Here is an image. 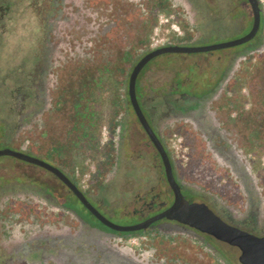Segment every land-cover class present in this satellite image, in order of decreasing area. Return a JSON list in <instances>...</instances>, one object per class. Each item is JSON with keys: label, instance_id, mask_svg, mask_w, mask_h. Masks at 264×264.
<instances>
[{"label": "flooded vegetation", "instance_id": "1", "mask_svg": "<svg viewBox=\"0 0 264 264\" xmlns=\"http://www.w3.org/2000/svg\"><path fill=\"white\" fill-rule=\"evenodd\" d=\"M4 2L0 0L1 21L7 10ZM34 3L40 35L38 50L25 82L14 86L19 91L9 112L15 114L16 125L7 136L6 123L0 120V149L21 152L53 169L0 155V264H224L223 251L230 246L236 250L238 264H243L238 260L239 249L210 233L209 226L213 225L201 216L206 217L209 210L229 226L263 236V201L256 193L252 195L255 201L249 197L247 175L239 174L237 179L242 208L233 209L227 205L221 184L215 182L209 188L194 185L181 167L176 168L170 150L164 149L172 177L185 201L180 200L171 209L173 191L167 185L156 152L159 177L154 184L147 182L142 188L134 187L123 162H119L122 168L118 165L119 148L134 137L127 132L124 112L116 106V87L102 83L101 64L118 58L113 47L120 38H129L126 48L137 53L136 57L130 51L126 53L130 70L152 50L151 39L157 40L156 48L187 45L174 40L184 37L179 23L185 18L182 11L188 3L185 0H34ZM250 26L230 39L244 35ZM104 44L112 47L107 53ZM212 52L198 54L205 59ZM263 53L264 37L249 61H256V55ZM239 60L248 62L244 57L236 62ZM239 64L233 65L204 99L191 98L169 78L155 82L149 77L154 72L150 68L143 70L136 81L137 74L136 101L161 145L166 134L176 129L194 144L200 143L204 157H212L221 171L233 173L238 169L235 163L240 158L230 152L232 146L225 126L226 105L217 101L221 94L227 98L230 92H239L228 83ZM102 107L110 111L106 126L100 114ZM127 107L142 137H146L144 141L150 143L129 101ZM103 126L105 131L101 132ZM168 134L169 141L178 135ZM110 144L115 152L102 150V145ZM189 204H203L205 208L188 207ZM128 217H134V221L126 224L118 221ZM136 225L138 229H121Z\"/></svg>", "mask_w": 264, "mask_h": 264}, {"label": "rangeland", "instance_id": "2", "mask_svg": "<svg viewBox=\"0 0 264 264\" xmlns=\"http://www.w3.org/2000/svg\"><path fill=\"white\" fill-rule=\"evenodd\" d=\"M191 2L193 6L195 4L199 7L198 11L203 19L201 22L206 26L204 28L205 31L203 35L195 38L193 30L181 21L179 23L181 26L180 31L184 32V37L180 38L182 40H174V42L179 44L199 46L226 41L239 34L242 30H247L251 24V12L245 0H191ZM4 5L7 10L3 21H1L4 31L2 32V29L0 31V120L6 123L5 136H7L11 128L16 125L15 114L9 112V107L15 104L19 91L18 87L14 86L25 82V77L34 63L40 35L37 30L38 23L34 0H5ZM205 17L206 19H204ZM263 30L264 13L260 12L257 32L248 42L223 50H215L211 54H207L205 59H202V54L199 55L198 53H164L157 55L150 59L139 71L136 81L143 70L150 68L154 72L149 77L155 79V82L161 78H169L172 83H178L179 89L186 91L191 98L204 99L209 94V91L216 87V82L225 78V73L232 70L233 65L241 64L234 70V76H229L228 78V83L231 84L230 88L235 91L239 90V92H230L227 98L224 94H221L217 104L226 105L225 115L227 121H225V126L230 135L228 137L232 139L242 156H244L243 154H250V157L245 162L252 168L253 176L250 175L251 184L259 188L263 195H261L263 201L261 208L264 216V161L262 160L264 158V150L259 151L260 147H258L254 151L249 147L250 145L260 146L255 140L251 141V143L247 142L248 138L254 139L255 136L258 140L259 138L262 139L264 132L262 135L260 133L258 135L246 133L248 127L259 130L264 127V53L256 55V61H249L255 54L259 42L263 40ZM129 40V38L117 40L115 54L118 57V60H116L117 64L122 66L121 71L117 75H107L102 72V83L105 86L112 83L111 87L113 89L116 87V106L124 112V124L129 129L127 132L134 137L131 142L124 144V148H119L121 156L119 157L118 165L120 161L121 163L123 162V167L127 168L134 187L142 188L147 182L149 185L154 184L159 177V172L156 165L157 160L154 158L155 151L152 145L148 143V140L144 141L146 137H142L134 115L127 107L126 81L130 65L129 59L126 58V53L130 51L135 54V57L137 56V53L133 52L132 48H126L129 45ZM103 48H105L104 53L112 49L108 44H104ZM242 57L248 59V62L243 63L240 60L236 62ZM196 60L198 63H193ZM118 68L117 72L119 71ZM114 81H116V86ZM155 82L153 85L156 84ZM25 103L27 104V102ZM100 114L105 124V121L109 119V109L102 107ZM242 115H246V118H243ZM115 124L119 125V120ZM100 131H105L104 126L100 128ZM173 132L179 136L173 135L171 141H169L167 139L168 133L171 134ZM168 133L164 137L162 146L164 149L170 150L176 168L180 169L181 167V172L196 186L209 188L215 182H218L222 185V190L225 192L223 195L228 198H226L227 201L224 199L227 205L233 209L242 208L243 197L238 188L239 184L237 182L234 184L233 182L237 181L238 177L227 170L225 172L221 171L220 166L216 164L212 157H204L200 143L196 142L194 144L190 139L186 138L187 135L183 133L184 138L176 129ZM124 135H126L125 132ZM100 136L103 137L104 135ZM174 138L182 139L181 146L184 150V157H176L174 155L171 148ZM111 147H113L111 144L108 147L101 146L102 150L106 148L108 152H115L114 147ZM4 158L12 161L9 157ZM242 158L244 159V157ZM112 160L114 162V155ZM119 168H122V165H119ZM201 218L206 219L204 216H201ZM118 221L122 224L130 223L134 221V217ZM209 227L212 228L213 226ZM261 232H264V223L261 226ZM223 252H225L224 264H238L234 247H227Z\"/></svg>", "mask_w": 264, "mask_h": 264}, {"label": "water", "instance_id": "3", "mask_svg": "<svg viewBox=\"0 0 264 264\" xmlns=\"http://www.w3.org/2000/svg\"><path fill=\"white\" fill-rule=\"evenodd\" d=\"M246 3L249 6L250 12H251V26L247 33L240 37H236L233 39H229L222 42H215L211 44L206 45H199V46H188V45H167V46H161L155 49L150 50L149 52L145 53L143 56H141L135 64L132 66L128 78H127V96L128 101L132 107V110L135 114V117L140 124L141 128L145 132L146 136L148 137L151 145L153 146L155 152L159 155L163 170L165 179L167 182V185L169 188L173 191L174 195V201L171 206V209H174L180 200L185 203L182 196L179 193V187L174 181L171 173V167L166 155V152L161 145L160 141L157 139V137L154 135L153 131L148 126L143 114L140 111V108L138 106V103L136 101L135 97V91H134V84L137 74L139 73L140 69L143 67V65L149 61L151 58L164 54V53H181V54H191V53H204V52H210L214 50H220L225 48H230L233 46H237L240 44H243L247 41H249L256 33L259 25V14L260 9L258 7L257 0H245ZM0 155H9L12 157H15L17 159L27 161L30 163L37 164L39 166H42L47 169H53L48 164L30 157L28 155H25L18 151H13L8 148L0 149ZM56 171V170H55ZM202 206L205 208L203 204H189L188 207L191 206ZM208 210V209H207ZM206 221H209L211 225H213L210 230H208L210 233H213L218 239H221L231 245L236 246L239 251V262H242L243 264H264V235L263 236H254L252 234H249L243 230H240L237 227L229 226L225 224L217 215L212 214L211 211H207ZM139 226H129V227H121L123 230H133L138 229Z\"/></svg>", "mask_w": 264, "mask_h": 264}, {"label": "trees", "instance_id": "4", "mask_svg": "<svg viewBox=\"0 0 264 264\" xmlns=\"http://www.w3.org/2000/svg\"><path fill=\"white\" fill-rule=\"evenodd\" d=\"M187 3H188V6H187V9H184V11H186V12H184V11H182V13H184V15H185V18H183L181 21H183V24H185V25H187V26H189V28L190 29H192L193 30V36L195 37V38H197V37H199L200 35H203V33H204V31H205V24L204 23H202L201 22V20H203L202 18H201V16H200V13H199V11H198V9H199V7H197L195 4H194V6L192 5V2H191V0H185ZM195 3V2H194ZM204 19H206V17L204 18ZM3 21V20H2ZM183 24H181L182 26H183ZM202 24V25H201ZM204 24V25H203ZM203 27V28H202ZM3 27H2V22H1V19H0V31H1V29H2ZM194 38V39H195ZM122 50H124L125 51V49L124 48H122ZM113 52H114V54L116 53V50L113 48ZM116 60H118V58H116V59H113L112 61H103L102 62V72H104V74H106L107 73V75H113V74H118V73H120V71H121V67L122 66H120L119 64H117V61ZM119 67V68H118ZM116 68V69H115ZM117 68L119 69V71L117 72L116 70H117ZM116 71V72H115ZM242 117L243 118H246V115H242ZM26 121H28L29 122V119L27 118L26 119ZM28 126H30V123L28 124ZM249 128V127H248ZM246 129V133L247 134H250V133H254L255 135H258L259 133L262 135L263 134V132H264V127L263 128H260L261 130H259V129ZM228 135H229V133H228ZM230 136V135H229ZM259 138V137H258ZM262 138V137H261ZM256 141V142H258L259 143V145L260 146H258V145H253V146H249L250 148H252L254 151L258 148V147H260V149H259V151L261 150H264V137L262 138V139H260L259 138V140L258 139H256V136H255V138L253 139V138H248L247 139V142H250L251 143V141ZM229 143H230V145L232 146L231 147V149L233 150H231L230 149V152L232 153V154H238V156H239V160L237 159L236 160V163H235V165H236V167L238 168L237 170H235L232 174L233 175H236V177H239L240 175L239 174H242V175H247V180L249 181V183H248V187H249V190H250V192H249V197L251 198V200L253 201H255V199H254V197L252 196V195H254V193H256V197L258 198L259 197V199L261 198L262 199V197H261V191H260V189L259 188H257V187H255V186H253L252 184H251V182H250V180H251V177H250V175H252L253 176V172H252V168H250V166H249V164L247 163V162H245L249 157H250V154L249 153H247V154H243L244 156H242L240 153H239V149L236 147V145L233 143V141H232V139L229 137ZM252 149H251V151H252ZM264 152V151H263ZM242 157H244V159L242 158ZM234 182V184H236V182L237 181H233ZM257 192H258V194H257ZM263 196V195H262Z\"/></svg>", "mask_w": 264, "mask_h": 264}, {"label": "built area", "instance_id": "5", "mask_svg": "<svg viewBox=\"0 0 264 264\" xmlns=\"http://www.w3.org/2000/svg\"><path fill=\"white\" fill-rule=\"evenodd\" d=\"M258 7L262 13H264V0H257ZM158 46V42L156 39H151L149 49H154ZM171 148L173 149V153L176 157H184V150L181 146V140L179 138H174L171 143ZM264 161V158H262Z\"/></svg>", "mask_w": 264, "mask_h": 264}]
</instances>
